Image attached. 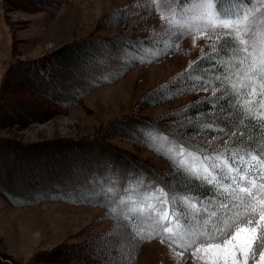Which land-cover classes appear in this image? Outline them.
Here are the masks:
<instances>
[{"label": "rangeland", "instance_id": "374dc122", "mask_svg": "<svg viewBox=\"0 0 264 264\" xmlns=\"http://www.w3.org/2000/svg\"><path fill=\"white\" fill-rule=\"evenodd\" d=\"M202 11L196 0L178 11L167 0H0V74L4 76L0 141L24 146L75 142L72 148H50L30 161L0 149V185L15 197L35 202L13 205L0 195V253L19 264H204L198 259L203 253L193 257L191 249L183 259L180 250L161 239L138 243L100 206L65 200L79 197L111 205L158 223L163 231L167 208L154 191L159 186L128 163L136 161L164 176L171 169L168 158L177 163L183 159L192 166L199 162L197 154L185 147L181 157L182 145L148 122L172 131L182 119V110L212 97L215 91H181L183 85L177 79L192 62L213 50L216 35L222 34L207 29L209 17ZM245 12L257 22L264 21V0H254ZM121 13L125 16L120 17ZM246 23L241 18V30ZM258 31L259 42L264 40V28ZM89 35L130 38L137 41L140 52L135 54L125 46L104 48L109 63L102 70L84 71L80 78L64 80L58 88L34 83L20 72V67H52L56 49ZM159 35L170 44L157 49L139 42ZM170 39L177 48L165 54L172 45ZM133 58L138 63L123 67V59L131 62ZM246 78L251 90H261L264 81ZM23 79L47 90L52 98L34 93ZM164 87L172 96L155 101L153 95ZM217 116L214 112V120ZM105 132L95 142H85L84 148L78 145ZM134 138L149 146L130 140ZM112 150L120 157L112 156ZM125 155L130 160H122ZM24 218L28 220L25 232L20 225ZM172 228L166 234L175 233L181 239L176 233L178 225L173 223ZM117 231L121 235H115Z\"/></svg>", "mask_w": 264, "mask_h": 264}, {"label": "snow or ice", "instance_id": "6c2138e0", "mask_svg": "<svg viewBox=\"0 0 264 264\" xmlns=\"http://www.w3.org/2000/svg\"><path fill=\"white\" fill-rule=\"evenodd\" d=\"M218 2L196 0L203 10L201 14L209 17L210 27L223 30L222 34L216 35L214 51L221 52L226 47L234 46V51L238 49L242 54L236 61L237 74L247 67L245 75L250 80L264 81V40L257 41L260 34L258 29L264 28V21L257 22L255 17L243 10L248 0H240L233 11L223 15L214 11ZM213 18L215 23H212ZM241 18L247 22L243 30L240 29ZM205 35L211 39L207 33ZM204 59L202 56L192 64L199 65ZM191 67L190 64L189 70ZM212 68L211 83H206L209 79L206 75L199 77V88L204 91L215 88L212 109H224L227 104L240 107L239 96L246 89L243 86L239 90L235 86L230 88L229 75L217 70L214 64ZM248 94L264 98V84L259 92L253 88ZM228 115L233 116L232 125L241 119L234 113ZM207 128L217 135L204 142L206 150L202 154L197 153L199 162L192 166L180 159L178 163L173 161V164L178 171L186 168L189 176L204 182L209 189L201 195L188 187L183 195H179L166 187L156 188L154 191L163 197L161 203L167 208L162 220L163 232H172L175 223L197 235L180 253L183 259L188 258L189 249H194L193 257L203 253L198 259L204 264H264V153L251 143L245 145L244 129L233 131L229 122L213 120L208 122ZM221 133H230V138H225ZM221 140L226 145L222 150L216 148ZM179 155H184L183 146ZM180 204H186L191 209V218L188 212L180 209ZM126 219L129 224L125 226V235H131L128 228L134 219L131 215ZM161 242L168 241L162 237ZM169 246H172L171 243Z\"/></svg>", "mask_w": 264, "mask_h": 264}, {"label": "trees", "instance_id": "16d2710c", "mask_svg": "<svg viewBox=\"0 0 264 264\" xmlns=\"http://www.w3.org/2000/svg\"><path fill=\"white\" fill-rule=\"evenodd\" d=\"M167 1L169 2L171 8H173L174 11H178L193 0ZM239 2L240 0H219V2L215 6V9L217 12L223 15L224 13L233 11L235 5ZM253 4L254 0H248V3L244 5L243 10H248L250 7L253 6ZM119 16L123 17L125 15L124 13H121V15ZM207 29L212 28L209 26ZM216 31L223 30L216 29ZM170 41L172 45H169V48L164 51L165 54H168L177 48L175 46L176 42L173 39H170ZM139 42L144 46L158 49L165 45L167 42H169V40L165 36L159 35L144 38ZM136 44L137 41H134L130 38L114 37L111 39H107L89 35L88 37H85L83 40H80L77 43H70L65 45L66 47L61 46L56 49L57 52L52 54L56 57L54 58L55 61H53L54 64L52 67L35 66L31 67L32 69L20 67V72H24L27 76H30L31 80L34 83L40 81L39 83L41 84L58 88L59 83H63L64 80H74L77 79V77L80 78V75L84 71L99 72L100 70H102V67L107 62L109 63V58H107L104 54V48H111L114 46H125L133 50V52H135L136 54L137 52H140ZM241 55L242 54L238 51V49L234 51V46L226 47L221 52H216L213 49L207 54L202 55L205 59L199 65L191 64V70H189V67L185 71L181 72V74L178 75L177 78L178 81H180L179 85H183L181 87V91H184L188 88L192 90L201 91L203 89L199 88V85L201 83L199 77L202 74L206 75L209 78L206 83H211V73L213 71L212 65L214 64L217 70L229 75L230 78L228 80V86L230 88L232 86H235V88L239 90L243 86L246 89V92L242 93L239 96L240 107H237L234 104H227L224 109L213 110L212 97H205L197 102L190 104L184 110H182V119L178 123H176L174 127H172V131H170L168 128L161 127L155 122L150 121L148 123H150L154 129L158 130L163 135L175 140L183 147L192 150L196 154H202L206 150V145L203 143L204 139H211L213 136L217 135L216 132H212L207 128L208 122L214 120L213 113L217 112L218 116L216 120H221L222 122H229V126L233 131L244 129L246 133L244 144L246 145L248 143H251L254 147L260 149L262 153H264V98H261L257 95L248 94L251 92V85L249 80L246 78L247 76L245 75L247 67L242 70H239V73L237 74L238 70L236 67V61L241 58ZM201 57L196 59L194 62L198 61ZM123 61V67L126 68H129V66L133 63H138V60L136 59V61H134V58L131 62H129L127 59H123ZM45 64L46 63H44L43 65ZM3 78L4 76L1 73L0 87L2 85ZM23 83L34 93L45 95L48 98L52 96L47 90H42L37 87L34 88L32 86L33 84L27 83L25 79H23ZM209 89L215 88L210 87ZM172 94V91L164 87L153 95V99L155 101H160L166 97L172 96ZM79 97L80 95H77V98ZM58 105L61 107H65V105L60 103H58ZM228 113H234L235 116L240 117L241 119L238 120L235 125H232L230 122L233 119V116L228 115ZM253 117H255V119H253ZM200 134H203V136L201 138H198L197 136H199ZM102 135L106 136L107 133H96L95 135L90 136L89 138H85L84 142L78 145L84 148L87 146L84 144L85 142H95V140L102 138ZM220 135L224 136L225 138H230V133H221ZM130 140H135L134 142H140L145 146H149L146 141H141L138 138ZM73 142L74 141L72 140H58V142L56 143H47L43 146L38 144L24 146L16 142H4L2 140V142L0 141V149H2L4 152L9 153L10 155L12 153L20 154L24 159H28L30 161L31 159H34V157H40L42 154H44V151L46 152L50 148L52 149L59 146H67L66 148H72L75 146V142ZM222 142L223 140L219 141L218 143ZM225 147L226 146H218L216 148L222 150ZM112 151L113 154L110 153L112 156L118 154L116 150ZM119 155L120 154H118V157H120ZM125 156L126 159H121L126 161L130 160L129 156ZM168 161L170 163L171 169L164 176L159 175L148 166L140 165L136 161H128V164L132 167L134 166L138 168L140 172L145 174L160 188L166 187L169 191L177 192V194L179 195H183L188 187H191L192 191L197 192L201 195L205 194L208 191L209 186L202 181L194 180L193 177L188 175L186 168L180 169L178 171L177 168H174L173 161L175 160L168 158ZM0 195H2L7 201L12 203L13 205L35 203L27 202L19 197H15L16 195L9 193L2 185H0ZM65 200L77 204L85 203L87 205H98L104 210L105 214L110 217L111 221H116L124 227L129 224V221L126 219L129 214H125L115 209L111 205L87 201L79 197H65ZM179 207L181 210L188 212L189 217L191 218V209L186 204H180ZM131 216H133L134 222L131 223L130 227L128 228V231L132 233L131 236L133 240L137 241L138 243L147 242L153 239H161L163 237L165 240L168 241L167 243H171L172 247L183 252L184 249L191 243V240L197 238V235L194 233V231H186L180 225H178V230L176 231V233H179L178 237H181V239H178L175 237V233H164L158 223H149L140 217L134 215ZM218 223H222V221H219ZM101 237L102 236L98 237V239ZM137 237L142 238L137 239ZM0 264L19 263L10 256L0 253Z\"/></svg>", "mask_w": 264, "mask_h": 264}, {"label": "bare ground", "instance_id": "6f19581e", "mask_svg": "<svg viewBox=\"0 0 264 264\" xmlns=\"http://www.w3.org/2000/svg\"><path fill=\"white\" fill-rule=\"evenodd\" d=\"M20 225L23 229V231L25 232L27 230V225H28V220L27 218L21 219ZM124 231V230H123ZM125 232V231H124ZM120 233L117 231L115 232V235H119ZM121 235V234H120Z\"/></svg>", "mask_w": 264, "mask_h": 264}]
</instances>
